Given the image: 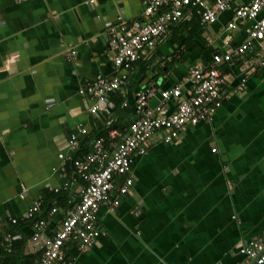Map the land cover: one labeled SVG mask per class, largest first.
Listing matches in <instances>:
<instances>
[{"label":"crops","instance_id":"1","mask_svg":"<svg viewBox=\"0 0 264 264\" xmlns=\"http://www.w3.org/2000/svg\"><path fill=\"white\" fill-rule=\"evenodd\" d=\"M248 1L234 0L206 25L201 11L215 0L190 6L155 50L134 65L127 84L93 114L79 88L99 74L113 75L109 29L119 14L128 22L140 18L143 0H0V264H32L40 256V246L31 241L34 220L24 217L35 200H42L38 215L47 220L50 234L62 217L61 210L50 209L72 204V192L82 183L74 175L70 143L76 126L87 127L80 138L89 137V144L112 126L125 130L137 117V90L152 87L149 103L156 106L160 90L180 83L191 67L209 64L228 38L233 44L248 38L249 21L228 28L235 8ZM186 38H192L188 46ZM245 64L243 69L238 60L227 68L228 87L243 77L245 87L224 97L213 120L189 124L173 142L159 136L147 142V152L136 155L130 172L131 191L119 196L115 210L110 203L101 205L102 233L86 253L68 244V264L244 260L239 242L264 232V65ZM174 105L168 102L167 111ZM49 194H67V203L56 198L46 208ZM7 233L21 236L11 250L1 244Z\"/></svg>","mask_w":264,"mask_h":264},{"label":"built area","instance_id":"2","mask_svg":"<svg viewBox=\"0 0 264 264\" xmlns=\"http://www.w3.org/2000/svg\"><path fill=\"white\" fill-rule=\"evenodd\" d=\"M24 1V0H19ZM234 0H215L212 5H205L201 11L204 25L213 23L218 15L227 9ZM201 0H143L141 17L130 22L123 14L118 15V23L108 32V47L113 56L116 70L112 76L97 75L93 80L79 88L85 102H89L90 113L98 114L104 108L108 95L116 92L129 80V73L134 65L153 52L159 40L168 32L170 26L180 21L190 6ZM238 21H249L251 26L248 38L240 43H232L228 38L223 49L212 54L209 64H200L189 69L184 79L167 89L160 90L161 101L151 106L149 101L155 90L142 87L135 93L137 117L125 130L111 127L106 135L94 137L91 147L83 158H73L74 175L82 183L72 192V204L65 208L58 205L50 213L62 211L61 221L55 233L47 231V220L38 216L42 200L38 198L27 209L25 218H33L34 230L31 241L41 248V254L32 264H68L65 247L76 243L81 253L88 252L96 238L102 233L97 224L98 212L103 203H110L115 210L119 196L131 191L134 184L130 172L136 155L147 152L146 144L155 137L165 142L175 141L182 130L189 124H198L213 120L224 97L235 94L245 87L246 78L228 87V67H235L238 60L251 69L264 65V0H249L235 8V20L229 22L228 28L237 27ZM75 50L67 54L72 58ZM250 54V58H243ZM248 68V67H247ZM189 86V94L184 87ZM174 101V108L167 111L166 104ZM88 129L82 124L70 139L73 153L80 146V134ZM215 150V148H213ZM63 158L64 154H60ZM117 178H123L121 183ZM73 184L68 182L67 186ZM20 194L22 197L26 194ZM60 188H55L59 191ZM111 192H116L114 198ZM13 222L17 219L13 218ZM1 244L8 245L20 235L7 233ZM239 253L244 256L240 264H264V232L261 238L240 241Z\"/></svg>","mask_w":264,"mask_h":264},{"label":"trees","instance_id":"3","mask_svg":"<svg viewBox=\"0 0 264 264\" xmlns=\"http://www.w3.org/2000/svg\"><path fill=\"white\" fill-rule=\"evenodd\" d=\"M190 39H192V38H186L185 39V41H186V45L188 46V43L189 44H191V40ZM185 41H183V42H185ZM183 45V44H182ZM113 127V126H112ZM107 134V130L105 131H100V132H98L97 133V135L95 136V137H97V136H100V135H106ZM91 138V137H90ZM94 139V138H93ZM92 139V140H93ZM92 140H91V142H92ZM89 137L88 138H86V139H84V140H82L81 138H80V146H79V149L73 154V158H83L86 154H87V152L89 151V148L91 147L90 145H91V143L89 144ZM90 146V147H89ZM73 168H74V164H73ZM56 193H58V192H56ZM58 199V201H59V203L61 204V205H65L66 203H67V200H68V195L67 194H49V196L46 198V203H47V207L46 208H50L51 206H52V204H53V202H54V200L55 199ZM39 213H37V215H38ZM38 216H40V215H38ZM31 221V220H30ZM20 241V240H19ZM20 242H22V241H20ZM21 244H23V246H24V242H22ZM15 245V240H13V242H12V247ZM20 248H22L20 245H18ZM13 250V249H12ZM14 251V250H13ZM21 251H22V249H21ZM15 252L14 253H10V254H8V257L10 258V259H13L12 257H14L15 256ZM35 259V258H34ZM34 259H33V262H34ZM32 262V263H33Z\"/></svg>","mask_w":264,"mask_h":264}]
</instances>
